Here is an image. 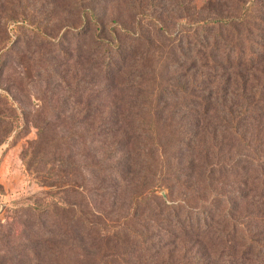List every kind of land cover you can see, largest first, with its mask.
Masks as SVG:
<instances>
[{"label": "rangeland", "instance_id": "374dc122", "mask_svg": "<svg viewBox=\"0 0 264 264\" xmlns=\"http://www.w3.org/2000/svg\"><path fill=\"white\" fill-rule=\"evenodd\" d=\"M82 3L76 8L72 0H0V59H3L0 64V117L10 116L17 124L8 139L0 144V264H58L63 258L82 264H130L133 260H128L127 254L135 249L97 239V233L87 230L75 219L72 209L61 214L60 223L45 213L39 216L29 209L40 196L63 191L64 199L87 220L113 224L130 214V195L139 188L144 194L149 182L144 163L147 159L142 155L144 149L139 151V141L133 144L131 134L144 114L138 110L146 108L137 94L140 91L138 82L132 76L128 79L124 76L132 66L130 62H122L107 76L95 70L93 58L86 54L90 27L87 31L67 34L69 25L78 30L84 20L78 16L82 6L93 7L101 25L113 22L128 30L129 39L119 33V29L115 31L116 36L122 39L131 55L144 59L142 63L149 67L154 64L165 67L168 72H164L163 79L169 85L175 84L179 74H185L182 78L187 82L185 86L195 85L193 93L218 90V82L210 83L211 70L204 67L203 59L199 60L186 48L180 35L189 29L192 20L234 14L235 7L230 0H96V3ZM137 11L157 17L163 30L154 29L143 21ZM21 17L30 18L39 25V34L52 41L48 45L38 44L35 30L25 31L24 40L17 39L11 31L12 20ZM136 34L142 38L135 37ZM57 41L63 49L58 50ZM6 46L9 51L4 53ZM47 62L51 67L45 68ZM182 67L185 69L180 73ZM222 73H229V70ZM220 87L222 90L229 88L226 84ZM181 104L176 96L162 100L157 106L160 123L169 120L172 124L190 122L193 126H206L199 112L188 113L182 110ZM191 105L194 106L191 109L201 108L197 100ZM39 127L44 134L38 149L49 157L65 161L58 164L54 176L39 177L44 181L40 184L29 180L22 164L23 152L29 142L37 139ZM245 127L256 131L253 124ZM3 129L0 119V134ZM201 131L196 145H199V137H205V130ZM254 137H261V134ZM204 141V145H208V138ZM175 145L174 141L168 143L163 139L162 156L158 155L161 148L157 155L152 154L162 173L157 180L159 201L194 206L211 200L214 194L229 191L222 183L229 177L220 176L217 168L215 174L210 166L200 165L199 172L186 168L189 158L185 155L177 158L180 154ZM247 153L246 149L234 146L227 156L238 163ZM169 156L176 158L171 162ZM177 160L181 162L178 164L180 172L171 176L168 171L176 166ZM222 161H226L225 158L219 162ZM154 166L150 170L158 173ZM215 181L220 183L215 185ZM152 200L140 202L135 216L146 220L143 228L137 227L144 233L150 231L153 243H157L165 230L162 220H158L159 228H151L154 224L148 223L147 218L153 219L157 213ZM244 209L255 210L251 206H244ZM133 222L135 225L138 221L134 218ZM181 247L178 244L176 250L198 249L199 242H188ZM153 251L158 249L153 246ZM133 253L132 258H135L137 252Z\"/></svg>", "mask_w": 264, "mask_h": 264}, {"label": "trees", "instance_id": "16d2710c", "mask_svg": "<svg viewBox=\"0 0 264 264\" xmlns=\"http://www.w3.org/2000/svg\"><path fill=\"white\" fill-rule=\"evenodd\" d=\"M230 1L235 7L234 14L192 20L189 29L180 35L186 48L199 60L203 59L204 67L211 70L210 83L218 82L216 92L203 94L192 92L195 85L189 88L185 86L187 82L182 79L185 74H179V78H175V84L169 85L163 79L164 72H168L165 67L155 64L149 67L142 63L144 59L136 54L131 55L122 39L116 36L115 31L119 29V33L129 39L131 33L128 30L113 22L103 26L99 23L93 7L80 8L78 16L84 20L80 22L78 30L69 25L67 34L87 31V27H90V45L86 54L93 58L95 70L107 76L122 62H130L132 66L124 76L127 79L132 76V79L138 82L140 91L137 94L145 102L146 110H138L144 114L139 117V123L131 134L134 137L133 144L139 141V151L144 149L142 155L147 159L144 163L147 165L145 169L149 182L144 194L139 188L130 195V214L124 215L113 224L87 220L74 205L64 199L63 191L40 196L29 206L32 213L39 216L45 213L60 223L61 214L72 209L75 219L81 221L87 230L97 233V239L130 245L135 249L127 254L128 260L133 259L130 264H264V149H261L264 144V0ZM79 2L86 5L96 3V0H72L73 7L77 8ZM138 14L154 29L163 30L157 17L140 11ZM12 23V34L19 40H24L25 31L35 30L38 44L48 45L52 41L39 34V25L34 24L30 18H17L12 20ZM135 37L142 38L137 34ZM56 44H59L58 50L63 49L60 41ZM5 49L7 50L4 53L9 51L8 46ZM0 64H3L2 58ZM49 67L50 62L45 63V68ZM184 69L185 67L180 68V73ZM225 70H229V73H222ZM223 76L225 78L219 80ZM223 84L229 88L222 90L220 85ZM172 96L178 97L182 110L188 113L199 112L206 126H193L190 122L186 125L176 122L172 124L169 120L161 124L157 116V106L162 100ZM1 97L6 100L5 95L1 94ZM196 100L201 108L191 109L194 108L191 104ZM169 116L171 118V113ZM0 119L4 123L0 134L1 144L17 128V124L10 116ZM249 124L256 127L255 132L245 127ZM201 130H205L208 145H204V136L199 137V145L195 143L198 134L202 133ZM43 134L44 130L39 127L37 139L29 142L22 156L26 175L29 180L38 184L44 182L39 177L47 179L54 176L57 174L55 170L58 164L65 162L60 158L56 160L49 157L38 149ZM258 134H261V137H254ZM163 139H167L168 143H176L175 147L180 154L177 158L182 155L189 158L186 168L199 172L200 165L210 166L215 174L217 168L220 176L229 177L230 179L222 181L229 191L219 193L222 195L214 194L211 200L194 206L185 203L180 206L179 203L173 202L167 205L159 201L161 197L157 194L160 191L157 180L162 173L157 169L158 163L153 155H157L158 149L161 148L158 155L162 156ZM234 146H240L248 152L238 163L227 156ZM226 148L228 149L224 152ZM196 149L198 152L194 154ZM173 158L176 156H169L171 162ZM207 158L211 161L207 162ZM223 158L226 161L219 162ZM180 163L177 160L176 166L168 171L171 176L177 171L180 172ZM152 165H155L158 173L150 170ZM182 166L184 167L183 164ZM164 174H167L166 171ZM219 183L214 182L215 185ZM150 199H154L152 202L156 203L154 209L157 213L153 219L147 218L148 223L154 224L151 228H159L158 220H162L165 230L163 235H157L163 237L157 243H153L152 236H149L150 231L144 233L137 227L143 228V222L146 220L136 219L135 216L138 204ZM244 206H251L255 210H245ZM161 215H164L163 219H159ZM134 218L138 221L137 225H134ZM160 228L163 230L161 226ZM188 242H199V248L185 247L184 251L176 250L178 244L183 247ZM161 243L167 246H161ZM153 246L158 249L157 252L153 251ZM133 252H137L135 258H132ZM58 264L82 262L63 258Z\"/></svg>", "mask_w": 264, "mask_h": 264}]
</instances>
